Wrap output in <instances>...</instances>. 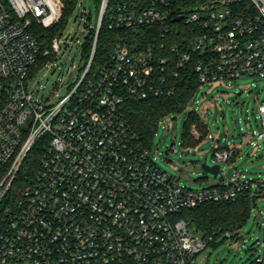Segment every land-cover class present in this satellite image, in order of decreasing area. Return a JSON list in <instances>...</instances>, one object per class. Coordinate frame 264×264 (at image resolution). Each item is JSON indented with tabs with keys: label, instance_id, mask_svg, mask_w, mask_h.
<instances>
[{
	"label": "built area",
	"instance_id": "built-area-1",
	"mask_svg": "<svg viewBox=\"0 0 264 264\" xmlns=\"http://www.w3.org/2000/svg\"><path fill=\"white\" fill-rule=\"evenodd\" d=\"M98 1L91 53L83 59L93 17L87 13L78 70H67L66 91L53 100L30 87L29 75L41 53L52 66L72 43L62 32L43 48L37 35L58 20L59 1L0 0V264H195L214 236L180 213L264 191V178L237 170L189 187L154 162L152 146L122 110L128 100L172 96L191 70L201 86L264 79V0ZM104 18L127 34L93 74ZM172 18L182 25L174 41ZM157 24L162 29L147 42L129 39L131 31ZM258 111L263 128L249 136L264 151V100ZM192 133L199 137L195 126ZM221 145L215 142V163L228 164L238 148ZM35 147L42 157L34 180L18 185Z\"/></svg>",
	"mask_w": 264,
	"mask_h": 264
},
{
	"label": "rangeland",
	"instance_id": "rangeland-1",
	"mask_svg": "<svg viewBox=\"0 0 264 264\" xmlns=\"http://www.w3.org/2000/svg\"><path fill=\"white\" fill-rule=\"evenodd\" d=\"M87 13H92L95 22V0H82V7L76 8L62 35L72 43L68 47L63 45L52 66L50 61L42 64L31 77L30 87L40 88L41 97L50 94L55 100L66 91L63 77L67 70L73 67L77 72L81 43L86 34L83 30ZM263 100L264 79L258 77L243 76L200 86L184 111L171 113L160 120L152 137V159L161 169L189 187H207L221 179L220 175L206 172L201 167L202 163L215 164L214 146L219 140L222 145L235 146L239 151L228 164L221 162V173L226 171L231 177L237 170L253 178H264L263 148L256 147L249 136V133H254L257 137L263 128L258 111ZM190 111L199 113L212 136H207L197 146L186 145L183 139ZM255 195L257 205L252 208L246 222L234 231L217 234L205 249L194 256L195 264H254L259 257L263 261L258 264H264V191Z\"/></svg>",
	"mask_w": 264,
	"mask_h": 264
},
{
	"label": "trees",
	"instance_id": "trees-1",
	"mask_svg": "<svg viewBox=\"0 0 264 264\" xmlns=\"http://www.w3.org/2000/svg\"><path fill=\"white\" fill-rule=\"evenodd\" d=\"M58 1L62 8L58 20L51 27L41 28L40 32H37L43 48L49 46L50 40L54 34H61L64 31L77 8L78 0ZM96 5L98 13L100 2L98 1ZM96 23L97 19L93 22V17L89 18L88 24L86 23L89 31L85 36L82 51L83 59H87L91 53L96 35ZM170 23L173 25L172 32L173 36H175V38H171V41H174L178 39L176 34L179 32L178 29L181 28L182 25H178V22L173 18L170 19ZM161 29L162 27L160 24L152 27L144 25L138 30L131 31L135 33L130 35L129 39L147 42L150 40L151 32H158V30L160 31ZM125 32L126 31L123 28H110L108 21L104 18L98 34L97 47L91 73H97L100 66L108 60L114 44L127 34ZM47 60L48 57L43 56V53H41L37 62L32 66L29 76L32 77L37 73L41 68V65ZM200 86L201 83L199 82L196 73L194 70H191L182 81L178 82L177 90L172 96L126 101L122 108L124 117L128 124H130L136 133L140 135L144 143L147 146H151L152 137L159 126L160 120L168 114H178L184 111L194 98ZM194 126L199 132L198 138L192 134V128ZM208 134V126L199 113L196 111H190L185 122L183 135L184 143L186 145L197 146L208 136ZM226 148L227 145H221L218 147L220 150ZM237 153L238 152H236L234 157L229 161L234 160ZM41 157L42 147H35L30 152L18 174V185L23 186L34 180ZM255 194L256 193L253 194L251 190H246L240 193L238 199L234 202L207 201L195 207L183 210L179 216L185 219L187 223L197 231L204 234H211L215 237L217 234L227 230L234 231L246 222L253 208V204L255 203L257 205V195Z\"/></svg>",
	"mask_w": 264,
	"mask_h": 264
},
{
	"label": "water",
	"instance_id": "water-1",
	"mask_svg": "<svg viewBox=\"0 0 264 264\" xmlns=\"http://www.w3.org/2000/svg\"><path fill=\"white\" fill-rule=\"evenodd\" d=\"M70 78H71V73L69 74V77H68V81L70 80ZM174 144V141H172V143H171V145H173ZM166 154H168V151H166ZM201 167L204 169V171H206V172H210V173H213L214 175H216V176H218V175H220V177H222V174H221V165H220V163H215V164H213V165H208V164H206V163H202L201 164ZM256 206V204L254 203L253 204V207H255ZM260 227H262V226H260ZM263 230H264V227H263ZM259 239H257L255 242H257ZM263 240H264V237H263ZM255 242H253V244L255 243Z\"/></svg>",
	"mask_w": 264,
	"mask_h": 264
}]
</instances>
